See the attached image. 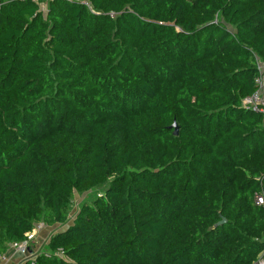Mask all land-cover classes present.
Returning a JSON list of instances; mask_svg holds the SVG:
<instances>
[{"label": "trees", "instance_id": "trees-1", "mask_svg": "<svg viewBox=\"0 0 264 264\" xmlns=\"http://www.w3.org/2000/svg\"><path fill=\"white\" fill-rule=\"evenodd\" d=\"M87 1L0 0V255L103 188L23 264L264 260V0Z\"/></svg>", "mask_w": 264, "mask_h": 264}, {"label": "built area", "instance_id": "built-area-1", "mask_svg": "<svg viewBox=\"0 0 264 264\" xmlns=\"http://www.w3.org/2000/svg\"><path fill=\"white\" fill-rule=\"evenodd\" d=\"M75 1H80L81 3H84L88 8H90V5L87 0H75ZM255 64L257 69V75L254 78L255 91L250 96L242 99L241 105L246 109L260 113L262 116V123L264 126V64L261 61H259L258 58H256ZM254 198H255V203L257 205L264 206V196L262 193L255 194ZM43 227H44L43 223L41 222L36 223L31 230H29L24 234L23 240L11 242L7 245V248H13L20 252H27L30 249L33 241L36 239V235L38 231L41 230ZM34 252L30 254L27 260L35 259L37 252L36 253ZM46 255L47 256L53 255L56 257H60L62 256V253L60 250H55L53 252H46ZM254 264H264V260L262 258H258L254 262Z\"/></svg>", "mask_w": 264, "mask_h": 264}, {"label": "rangeland", "instance_id": "rangeland-1", "mask_svg": "<svg viewBox=\"0 0 264 264\" xmlns=\"http://www.w3.org/2000/svg\"><path fill=\"white\" fill-rule=\"evenodd\" d=\"M39 9L43 12L46 11V0H40ZM228 28H230V27L228 26ZM102 192H103V188L102 189H91V190H88L82 194L75 193L74 197L72 199L69 211H68L67 222L65 224H62V225L61 224H53V225L44 224L46 226V228L48 229L49 233L53 234V233L62 231L66 227L70 226L72 224L74 218H75V215L77 214V212L79 210L80 205L84 202L92 201L95 196L102 194ZM42 251H45V249L40 248L39 251H36L37 253L36 252H34V253L38 254V253H41Z\"/></svg>", "mask_w": 264, "mask_h": 264}, {"label": "crops", "instance_id": "crops-1", "mask_svg": "<svg viewBox=\"0 0 264 264\" xmlns=\"http://www.w3.org/2000/svg\"><path fill=\"white\" fill-rule=\"evenodd\" d=\"M50 236L51 234L44 225V227L38 231L36 239L27 252H20L13 248H7L2 256H0V264H23L31 253L39 251L40 248L45 249V245ZM258 258H262L261 255H259Z\"/></svg>", "mask_w": 264, "mask_h": 264}, {"label": "water", "instance_id": "water-1", "mask_svg": "<svg viewBox=\"0 0 264 264\" xmlns=\"http://www.w3.org/2000/svg\"><path fill=\"white\" fill-rule=\"evenodd\" d=\"M171 127L173 128V134L176 135L177 134V125H176V123H173L171 125Z\"/></svg>", "mask_w": 264, "mask_h": 264}]
</instances>
